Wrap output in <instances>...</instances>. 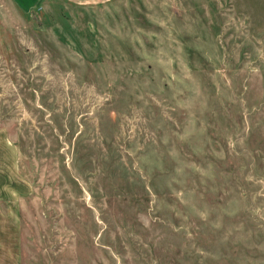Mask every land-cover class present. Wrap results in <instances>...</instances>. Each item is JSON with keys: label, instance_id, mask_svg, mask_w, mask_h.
<instances>
[{"label": "rangeland", "instance_id": "rangeland-1", "mask_svg": "<svg viewBox=\"0 0 264 264\" xmlns=\"http://www.w3.org/2000/svg\"><path fill=\"white\" fill-rule=\"evenodd\" d=\"M0 264H264V0H0Z\"/></svg>", "mask_w": 264, "mask_h": 264}, {"label": "crops", "instance_id": "crops-1", "mask_svg": "<svg viewBox=\"0 0 264 264\" xmlns=\"http://www.w3.org/2000/svg\"><path fill=\"white\" fill-rule=\"evenodd\" d=\"M11 2L15 3L19 9L23 12H28L29 10L33 9L36 5H38L41 0H10ZM68 3H73L76 5H83L86 4H100L102 2H107L109 0H65Z\"/></svg>", "mask_w": 264, "mask_h": 264}]
</instances>
